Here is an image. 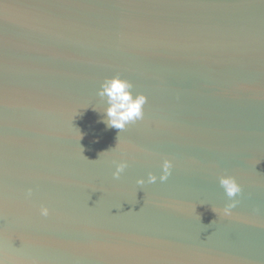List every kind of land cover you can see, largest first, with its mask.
I'll return each instance as SVG.
<instances>
[{"label": "water", "instance_id": "95a60500", "mask_svg": "<svg viewBox=\"0 0 264 264\" xmlns=\"http://www.w3.org/2000/svg\"><path fill=\"white\" fill-rule=\"evenodd\" d=\"M116 75L148 98L119 134L98 96ZM0 251L264 264V0H0Z\"/></svg>", "mask_w": 264, "mask_h": 264}, {"label": "clouds", "instance_id": "9594fccd", "mask_svg": "<svg viewBox=\"0 0 264 264\" xmlns=\"http://www.w3.org/2000/svg\"><path fill=\"white\" fill-rule=\"evenodd\" d=\"M98 96L101 101L107 105L103 109L102 114L105 119L103 122L106 128L118 130V134L124 131L127 126L135 124L137 121H141L144 118V106L147 103V97L143 94H133V85L125 79H122L119 75L111 78H106L100 86ZM80 139L82 136L79 135ZM120 136L118 135L117 144L114 149H117ZM111 151V150H110ZM107 151L105 153H108ZM103 153V154H105ZM115 163V171L112 173L114 179H119L121 174L128 167L127 161H121ZM161 175L157 177L151 172L148 173L147 179L140 178L136 180V184L143 187L145 184H155L157 179L161 183L166 182L172 174L174 167L172 160L164 158L162 161ZM219 185L224 190L225 195L231 201L227 203L221 211L224 215H230L232 210L237 207L239 201L235 199L242 193V188L234 176L222 175L218 177ZM32 195V190L27 191V196ZM39 214L42 217H48L50 215L47 207L41 206L39 208ZM24 264L22 261H17L15 257L10 256L8 253L0 251V264Z\"/></svg>", "mask_w": 264, "mask_h": 264}]
</instances>
